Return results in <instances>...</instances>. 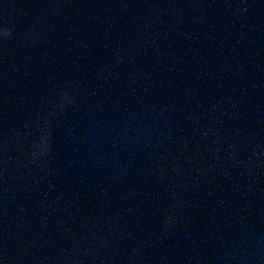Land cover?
Returning a JSON list of instances; mask_svg holds the SVG:
<instances>
[{
	"label": "water",
	"instance_id": "1",
	"mask_svg": "<svg viewBox=\"0 0 264 264\" xmlns=\"http://www.w3.org/2000/svg\"><path fill=\"white\" fill-rule=\"evenodd\" d=\"M0 264H264V0H0Z\"/></svg>",
	"mask_w": 264,
	"mask_h": 264
}]
</instances>
